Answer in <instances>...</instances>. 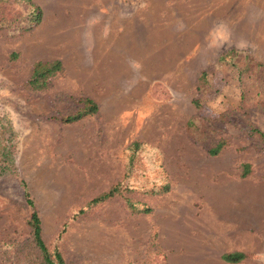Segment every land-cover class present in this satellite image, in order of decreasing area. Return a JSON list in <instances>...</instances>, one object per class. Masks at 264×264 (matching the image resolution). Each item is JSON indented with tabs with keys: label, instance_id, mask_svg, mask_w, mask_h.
<instances>
[{
	"label": "rangeland",
	"instance_id": "1",
	"mask_svg": "<svg viewBox=\"0 0 264 264\" xmlns=\"http://www.w3.org/2000/svg\"><path fill=\"white\" fill-rule=\"evenodd\" d=\"M32 2L42 20L21 35L26 6L0 5L13 22L0 27V264L40 262L25 187L64 264H264V147L249 135L264 108L239 106L218 65L234 48L264 68V0ZM55 60L63 71L30 90L34 63ZM86 98L95 115L60 121Z\"/></svg>",
	"mask_w": 264,
	"mask_h": 264
},
{
	"label": "trees",
	"instance_id": "2",
	"mask_svg": "<svg viewBox=\"0 0 264 264\" xmlns=\"http://www.w3.org/2000/svg\"><path fill=\"white\" fill-rule=\"evenodd\" d=\"M0 5H24L28 9V12L26 11L20 23L16 21L15 28H11L12 33L21 35L25 32H30L35 26L40 24L42 20V11L39 7L33 4L32 0H0ZM12 23L13 22L7 20L3 21L2 19L0 20V27H12ZM218 65L225 69V72H229L230 68L234 72V74L231 75L234 77V81L236 80V85L240 90L239 106H242L243 109L254 106L264 108V68L261 63L257 62L247 51L233 48L226 51L218 58ZM62 71V64L58 60L51 62L38 61L34 63L32 67L26 86L32 91L46 90L49 86L50 79L60 74ZM210 78L211 77L205 72H202L198 77V89L201 92H205V85L210 81ZM80 102L83 105L82 109L73 115L60 118L62 123H74L86 116L95 115L98 112V107L92 100L86 98L81 99ZM202 104L203 102L201 100L194 101V105L197 109H200ZM249 135L257 139L264 147V133L257 128L250 127ZM225 147L226 143L222 140L209 150V155H218ZM249 173V165H244L242 177H246ZM166 191H168L167 185L159 190L153 191V193H162ZM24 192L25 202L32 210L28 220V226L31 231L32 244H34V247L39 252V264H64L61 253L56 248L50 250L44 243L42 239L40 218L34 208V203L26 187ZM120 195V187L114 186L93 198L84 209L77 213V215H81L88 209ZM127 205L132 211L143 213L150 212L149 208L146 207L139 209L137 206L129 202ZM245 257V254L241 252H233L222 255L221 259L228 264H237L243 261Z\"/></svg>",
	"mask_w": 264,
	"mask_h": 264
}]
</instances>
